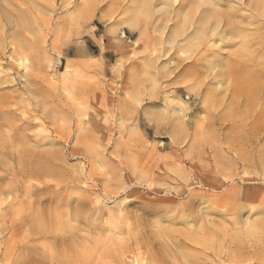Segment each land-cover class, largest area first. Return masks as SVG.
<instances>
[{
  "label": "rangeland",
  "instance_id": "374dc122",
  "mask_svg": "<svg viewBox=\"0 0 264 264\" xmlns=\"http://www.w3.org/2000/svg\"><path fill=\"white\" fill-rule=\"evenodd\" d=\"M188 1L0 0V264H264V5Z\"/></svg>",
  "mask_w": 264,
  "mask_h": 264
},
{
  "label": "bare ground",
  "instance_id": "6f19581e",
  "mask_svg": "<svg viewBox=\"0 0 264 264\" xmlns=\"http://www.w3.org/2000/svg\"><path fill=\"white\" fill-rule=\"evenodd\" d=\"M183 1H184V0H183ZM213 1H215V0H213ZM219 1L224 2L223 0H216L217 3H218ZM262 1H263V0H262ZM262 1H261V4L264 5V3H262ZM222 2H221V3H222ZM254 2H255V0H254ZM263 2H264V1H263ZM188 3L191 4V5H189V6L187 7V8H188V11L190 12V11L192 10V8L195 9V8H197V6H199L200 4L202 5V4L205 3V2H204V1L202 2L201 0H194V1L189 0ZM214 3H215V2H214ZM211 4H212V3H211ZM219 4H220V3H219ZM252 4H255V6H256V3H252ZM187 5H188V4H187ZM187 5H186V6H187ZM212 5H213V4H212ZM203 6H205V5H203ZM225 6H226V5H225ZM253 6H254V5H251V7H253ZM255 6H254L253 8H255ZM214 7H215V5H213V7H211V8L214 9ZM260 7H261V6H260ZM198 8H199V10H198ZM198 8H197V11H200V10H201L200 7H198ZM211 8H210V9H211ZM261 8H263V6H262ZM194 9H193V10H194ZM213 9H212V10H213ZM250 9H251V8H250ZM255 9H256V8H255ZM261 10H262V9H261ZM261 10H260V11H261ZM203 11H204V10H203ZM205 11H208V13H206L204 17L199 16V17H201L200 19H199V17H197L198 20L201 22V23L199 22L200 24H198V26H199V25H203L202 27H204L205 25H207V27H209V26H211V24L215 23L214 21L216 20V17H217L218 14L215 15L216 12H214L215 14H213V13L210 14V13H209V8H208L207 10H205ZM225 11H226V10H225ZM227 11H228V10H227ZM230 11H231V10H229V12H230ZM253 11H254V10H253ZM260 11H258V12H260ZM191 12H193V11H191ZM194 12H196V9H195ZM194 12H193V13H194ZM211 12H212V11H211ZM218 12H219V11H218ZM221 12H222V11H221ZM254 12H255V11H254ZM261 12H262V11H261ZM261 12H260V13H261ZM201 13H202V12H201ZM203 13H205V12H203ZM219 13H220V12H219ZM223 13H224V11L222 12V14L220 13V14L222 15V17L225 16V15H223ZM226 13H227V12H225V14H226ZM190 14H191V13H190ZM196 14H197L196 16H198V15L200 14V12H199V14H198V13H196ZM209 14H210V16H208ZM229 14H230V13H229ZM201 15L203 16V14H201ZM226 15H227V14H226ZM231 15H232V17L234 16L233 14H231ZM188 16H189V18H190V15H189V14H188ZM194 16H195V15H194ZM194 16H193V17H194ZM196 16H195V17H196ZM219 16H220V15H219ZM219 16H218V17H219ZM227 16H228V15H227ZM184 17H185V15H184ZM191 17H192V16H191ZM229 17H231V16L229 15ZM236 17H237V16H236ZM187 18H188V17H187ZM197 18H196V19H197ZM220 19H221V17H220V18H217V20H220ZM222 19H223V18H222ZM226 19H227V18H226ZM217 20H216V21H217ZM227 20H228V19H227ZM190 21H191V20H190ZM193 21H194V20H193ZM228 21H229V20H228ZM230 21H233V20L230 19ZM191 22H192V21H191ZM220 22H221V21H220ZM224 23H225V22H224ZM226 23H227V22H226ZM234 23H235V21H234ZM231 24H233V23L231 22ZM213 25H216V24H213ZM229 25H230V24H229ZM229 25L227 24L228 27H229ZM202 27L199 26V28H202ZM224 27H225V26H224ZM224 27H223V29H224ZM228 27H225V28H228ZM197 28H198V27H197ZM209 28H210V27H209ZM209 28H208V29H209ZM213 28H214V26H213ZM217 28H218V27H217ZM217 28H216V29H217ZM202 29H203V28H202ZM208 29H207V30H208ZM216 29H213V31L216 30ZM219 29H220V28H219ZM223 29H222V30H223ZM197 30H198V29H197ZM225 30H226V29H225ZM204 31L207 32L206 29H205V30L203 29V30H200L199 34H203ZM219 31H220V30H219ZM221 32H223V31H221ZM213 33H215V32H213ZM196 34H197V33H196ZM205 34H206V33H204V35H205ZM210 34H211V32H210ZM207 35H209V33L206 34V36H207ZM212 35H214V34H212ZM198 36H199V35H198ZM201 38H202V37H201ZM201 38H200V39H201ZM17 65L20 66L21 63H17ZM1 73H2V72L0 71V74H1ZM1 81H2V80H0V86H1V84H2ZM3 81H4V80H3ZM5 82H6V80H5ZM3 83H4V82H3ZM3 103H5V102H3ZM0 110H2V109H0ZM3 110H4V109H3ZM7 111H8V110H7ZM7 113H8V112H7ZM25 115H26V114H25ZM3 116H4V115H3ZM3 116H2V117H3ZM43 132H44V135H43V137H42V141H41L42 143H43V141H44V142H45V141H48L49 138H50V137L48 136L49 133H48L47 131L44 130ZM34 144H35V143H34ZM44 145H45V144H44ZM48 155H49V154H48ZM43 156H44V155H43ZM224 254H225V253H224Z\"/></svg>",
  "mask_w": 264,
  "mask_h": 264
}]
</instances>
